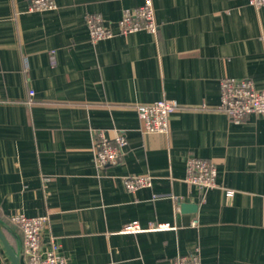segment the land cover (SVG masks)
<instances>
[{"label": "crops", "instance_id": "crops-1", "mask_svg": "<svg viewBox=\"0 0 264 264\" xmlns=\"http://www.w3.org/2000/svg\"><path fill=\"white\" fill-rule=\"evenodd\" d=\"M150 1L156 33L93 42L88 16L117 31L144 0H55L44 12L0 0V230L18 264L17 214L47 216L41 246L54 240L69 264H173L195 252L201 264H264V116L235 124L219 109L222 78L264 90V8ZM159 100L177 106L168 133L141 131L136 106ZM98 131L124 135L118 164H94ZM189 157L216 167L203 200L185 181ZM129 176L151 186L129 192ZM131 222L142 231L123 233ZM0 264H11L1 241Z\"/></svg>", "mask_w": 264, "mask_h": 264}, {"label": "built area", "instance_id": "built-area-1", "mask_svg": "<svg viewBox=\"0 0 264 264\" xmlns=\"http://www.w3.org/2000/svg\"><path fill=\"white\" fill-rule=\"evenodd\" d=\"M29 11L44 12L57 9L55 0H28ZM247 4L254 9L264 8V0H247ZM90 39L93 42L109 39L119 35H129L139 31L156 33L154 8L150 0L135 9L125 10L117 22V31L102 23L100 16H88L86 20ZM219 109L230 122L240 124L250 115L264 116V90H256L250 79L222 78L219 82ZM32 96L33 92H29ZM175 103L159 100L148 105H137L135 108L140 129L147 133H168L169 118L176 111ZM93 149L94 164L98 169L113 166L120 162L123 149L127 142L122 133L108 139L102 131L94 133ZM216 167L209 160L189 157L186 161L185 181L196 187L202 197L208 190L218 188L216 182ZM124 187L133 192L140 188L150 187L149 177L129 176L124 179ZM11 222L17 226L22 235V251L26 264H69L67 259L58 253V245L50 240L46 249L41 246V232L48 222L47 216L26 217L17 214L11 217ZM196 221L192 222L195 225ZM155 230L170 228V224H157L150 227ZM123 233H137L142 231L138 222H131L123 227ZM173 264H201L197 252L176 256Z\"/></svg>", "mask_w": 264, "mask_h": 264}, {"label": "water", "instance_id": "water-1", "mask_svg": "<svg viewBox=\"0 0 264 264\" xmlns=\"http://www.w3.org/2000/svg\"><path fill=\"white\" fill-rule=\"evenodd\" d=\"M0 241L2 242L6 253L8 254L11 264H18V257L15 254V252L10 248V246L8 245L7 241L5 240L1 230H0Z\"/></svg>", "mask_w": 264, "mask_h": 264}]
</instances>
